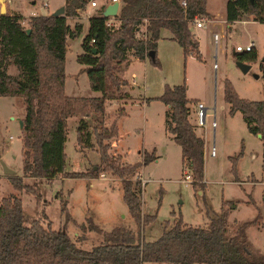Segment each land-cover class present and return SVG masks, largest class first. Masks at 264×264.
<instances>
[{"label": "trees", "instance_id": "trees-1", "mask_svg": "<svg viewBox=\"0 0 264 264\" xmlns=\"http://www.w3.org/2000/svg\"><path fill=\"white\" fill-rule=\"evenodd\" d=\"M119 0L114 18L117 23L105 24L108 17L98 13L87 18V29L82 36L81 52L76 61L84 65L89 87L99 91L96 96H71L64 93V52L66 37L80 32L81 24L69 29L66 17L76 15L86 0H64L63 13L22 15L0 14V95L19 96L23 103L21 116V175L14 172L7 179L16 190L39 193L31 179H50L53 176L92 177L102 171L121 180L122 200L134 223V228L116 225L101 231V239L88 248L80 246L61 228H52L49 221L22 215L20 198L10 193L0 198V264H141L144 261L160 264H264V251L255 248L245 233L253 219L236 221L228 228V208L231 200H222L218 211H206L205 225H190L175 216L163 221L157 237L146 240L144 227L155 218V212L142 213L139 201L137 175L142 164L154 158L153 151H143L134 162L120 160L108 152L109 140L116 135L114 121L89 128L85 117L91 113L103 115L107 98L122 97L120 85L126 83L118 72L128 57L147 58L158 64L155 55L160 30L166 29L169 38L182 49L183 55L200 58L198 43L191 31L194 16L208 15L206 0ZM252 15L264 20V0H224L227 24ZM143 25L141 35L139 26ZM92 39V40H91ZM153 50V57L148 56ZM255 51L234 52L236 60L250 62ZM13 64L16 74H9ZM264 70V63L260 62ZM184 81L163 83L157 99L167 105L164 129L180 149L181 160L186 162L192 188L203 190V137L196 134L188 119V98ZM147 98V99H148ZM222 99L228 104L227 113L238 110L247 130L264 139V98L239 97L229 79H222ZM120 114V111L117 113ZM78 115L75 142L83 147L95 145L99 163L87 171H64L63 145L66 139V119ZM101 120V119H100ZM93 138V141L91 140ZM240 152L231 156L230 170ZM35 182V181H34ZM60 211H65L64 204ZM67 215V213H66ZM69 216L67 215V220ZM89 225L77 223L79 229L99 231L89 218ZM82 237L78 235L77 238Z\"/></svg>", "mask_w": 264, "mask_h": 264}, {"label": "rangeland", "instance_id": "rangeland-1", "mask_svg": "<svg viewBox=\"0 0 264 264\" xmlns=\"http://www.w3.org/2000/svg\"><path fill=\"white\" fill-rule=\"evenodd\" d=\"M95 1L96 7L90 6L89 0H86L75 16L66 17V23L71 30L75 24H81L77 35L66 37L63 88L67 95H99V91L89 87L86 73L82 70L84 65L76 61V55L82 51L80 42L86 32L88 16L98 13L103 4L113 0ZM63 3L64 0H5L4 13L22 15L21 24L27 26L28 16L51 13ZM205 7L211 13L207 15L209 21H205L201 27H195L193 22L191 23V31L198 42L199 59L191 54L184 56L181 47L175 41L159 37L155 48L158 64L150 62L147 58L144 62L134 60L125 72L126 76L131 72L135 74L134 89L137 94L133 98H148L160 94L163 83L177 84L184 81L185 94L189 99L188 119L190 118L195 126L193 98L198 97L207 100L210 106L213 104L217 123L213 135L209 126L211 114H206L203 127L195 126L199 134L204 137L206 151L203 165L204 187L199 191L192 188L189 181L185 182L181 179L184 171L189 173L190 170L187 163L181 160L178 144L164 129V107L167 108V105L157 99L149 103L146 109L152 113L154 119L152 123H147L143 131L139 129L140 110L136 106L131 105L129 111L126 108L129 115L124 114L116 121L119 132L124 133V140L120 143L118 152L113 147V138L116 135L112 137L108 148L110 154L119 155L122 161H138L143 152L142 148L140 155L137 152L141 144L148 152L153 151L154 154L153 159L139 168V174L145 183L141 184L138 175L131 177L132 181L138 179L139 187L142 186V190L139 188L141 191L138 193L142 212H155V218L144 227L142 232L146 240L159 235L161 224L171 217L170 211L175 216H180L186 224L203 226L208 220L206 211H218L222 200L236 203V208L232 209L228 216L229 230L233 227L232 218L247 220L254 217V222L257 224L264 222V139L247 130L238 110L229 115L228 104L222 99L224 77L229 79L239 97L255 100L264 98V70L260 67L264 50V20L254 19L249 15L247 18L234 20L226 25L224 0H206ZM112 19L113 23H117L116 18ZM143 30V25H140L137 34L141 35ZM166 31L162 29L161 34ZM212 32L218 33L215 46L211 37ZM249 41L252 42L256 56L254 60L244 62L248 64V68L242 71L234 57V52L241 51H234V46ZM130 58L131 56L128 60ZM124 67L125 65L122 69ZM7 72L16 74L17 70L13 64H9ZM119 92L125 91L122 92L119 88ZM113 98H117V102L120 103L122 97ZM111 100L112 98L105 100L104 105L107 110H104L103 115L91 113L85 117L90 129L94 125L98 127L100 121L109 124L123 109L119 105L108 108L112 105ZM23 107L19 96L0 95V198L14 191L7 179L8 174L12 173H4L2 163L13 169L15 174L21 175L18 119L23 114ZM211 111L212 109H207L206 112L212 113ZM159 114H162L161 122L158 119ZM78 117V115H70L66 119L63 167L69 171H87L99 163V154L95 145L83 147L75 143ZM219 128H222V131ZM91 140L93 141L92 137ZM149 144H153L154 150ZM211 144L215 146L213 156L208 153ZM238 152L240 154L233 172L230 170V157ZM23 179L27 183H35L39 193L38 197L23 190L13 193L20 198L23 218L26 221L31 218L49 221L52 228L64 229L70 238L84 248L97 243L101 239L103 230L116 225L134 228L133 220L121 197V180L110 175L109 171H102L98 176L92 177L55 176L47 180L24 176ZM252 180L253 182H249ZM62 203L65 207L63 212L60 211ZM66 213L69 216L68 220ZM86 218H89L99 231L86 230L82 233L77 223L83 222L88 226L89 222L85 220ZM261 230L264 232V227ZM78 235L82 237L77 238ZM141 264L160 263L144 261Z\"/></svg>", "mask_w": 264, "mask_h": 264}, {"label": "crops", "instance_id": "crops-1", "mask_svg": "<svg viewBox=\"0 0 264 264\" xmlns=\"http://www.w3.org/2000/svg\"><path fill=\"white\" fill-rule=\"evenodd\" d=\"M4 8H5V2H4ZM206 8V7H205ZM207 10V9H206ZM78 12V11H77ZM207 12L209 13V14H211L208 10H207ZM7 13V12H6ZM83 25V24H82ZM226 25H229V24H227L226 23ZM87 29V28H86ZM159 37H161L162 39H165V40H168V41H174L173 39H171V38H169V33H168V31H166L164 34H161V30H160V36ZM158 37V38H159ZM212 37V36H211ZM197 40V39H196ZM157 41V40H156ZM198 43V42H197ZM155 48H156V45H155ZM146 59V58H145ZM145 59H143V60H139V59H137V58H135V57H131L130 58V60H128L127 61V63H126V65H125V67L122 69V72L119 74V76L122 78V79H125V81H126V83L125 84H123V85H120V90H122V92L123 91H125V92H123L122 93V98H120V103H118L117 102V98H112V105H110L108 108H114V107H116L117 105H119V107H122L123 109L122 110H120V114H117V115H115V117L113 118V120L112 121H114V123H115V125H116V121L118 120V118L119 117H121L122 115H124V114H126V115H129V113H127V109H128V111L131 109V105H133V106H136V108H139V124H140V128L139 129H141V131H143V129L145 128V126L147 125V123L148 122H151L152 123V121H153V119L154 118H152V113L151 112H148L147 111V107L149 106V103L152 101V100H156V99H151V100H149V99H147V97H142V98H133V97H135L136 96V94H137V92H136V90L134 89V84H135V74L133 73V72H131L130 74H129V76H126L125 75V72H126V70L128 69V67L130 66V64L134 61V60H136V61H138V62H144L145 61ZM125 87H129L127 90H125L124 88ZM157 95H159V94H157ZM157 95H154V96H157ZM138 97V96H137ZM150 97H152V96H150ZM188 98V97H187ZM194 99V101H200V102H202L203 103V105H204V107H205V112L207 111V109H212V113L211 114H213V117H214V119H215V116H214V106H213V104L210 106L209 104H208V102H207V100H205V99H201V98H193ZM106 102H104V104H105ZM128 105V107H126ZM127 108V109H126ZM161 109V108H160ZM164 109L166 110L167 108H166V106L164 107ZM104 110H107V107H105V105H104ZM162 110V109H161ZM161 110H160V112H161ZM165 110H164V112H165ZM194 110H195V107H194ZM206 113H210V112H206ZM234 113V112H233ZM189 115V114H188ZM209 115V114H208ZM155 116H157V115H155ZM211 116V115H210ZM10 118H11V116H10ZM159 121L162 119V114H159ZM189 121L191 122V124H192V126H193V130H194V132L196 133V134H199V131H197L196 130V127L194 126V123L192 122V120L189 118ZM161 122V121H160ZM215 122H216V120H215ZM216 125H217V123L215 124V126L214 127H211L210 125V127H211V129H210V132L212 133V135H213V133H215V127H216ZM161 128H162V125H161ZM198 128V127H197ZM116 129H117V132H116V137H114L113 139H114V142H113V147L115 148V149H117V151L119 152V149H120V143L122 142V140H124V133L122 134V133H120L119 132V130H118V127L116 126ZM220 129V131H222V128H219ZM162 130V129H161ZM125 131V130H124ZM76 143V142H75ZM142 145V144H141ZM139 146V148H137V152H138V154L140 155V153H141V148H142V150L144 151H148L145 147H143V146ZM149 146H151L150 148L151 149H153L154 150V146H153V144L151 145V144H149ZM149 146H147V147H149ZM202 156H203V165H204V161H205V156H206V151H205V142H204V137H203V147H202ZM140 157H141V155H140ZM63 170L64 171H69V170H66V168L64 169V167H63ZM137 178L139 179H142V177H141V175L139 174V170H138V173H137ZM55 176H53L52 178H50V179H47V180H51V179H53ZM56 177H58V178H62V176L61 175H56ZM99 177H101V178H103V176H99ZM105 177V176H104ZM253 179V178H252ZM249 182H253V180L252 181H249ZM13 188V187H12ZM141 188V190H142V186L140 187ZM14 189V188H13ZM140 190V191H141ZM16 191H18V190H16V189H14V191H13V193H16ZM139 201H140V210H141V199L139 198ZM232 203L230 204V205H228L227 206V208H228V216L230 215V213H231V210L232 209H235L236 208V203L235 202H233V201H231ZM141 212H142V210H141ZM142 213H144V212H142ZM228 216H227V220H229L228 219ZM172 218L173 217H170L169 218V221L171 222L172 221ZM254 218V217H253ZM252 219V218H251ZM232 220H236V221H242V220H237V219H235V218H232ZM248 220V219H247ZM162 225H163V223L161 224V227H162ZM264 227V222H262L261 224L260 223H256V222H253V223H250V224H248L246 227H245V233H246V236H247V238L250 240V242L252 243V245L255 247V248H257V249H259L260 251H264V244H262V242L264 241V232L261 230L262 228ZM161 229V228H160ZM193 264H195V263H193Z\"/></svg>", "mask_w": 264, "mask_h": 264}, {"label": "built area", "instance_id": "built-area-1", "mask_svg": "<svg viewBox=\"0 0 264 264\" xmlns=\"http://www.w3.org/2000/svg\"><path fill=\"white\" fill-rule=\"evenodd\" d=\"M3 1L5 2V0H3ZM117 1H118V0H117ZM109 3H110V2H109ZM118 3H119V1H118ZM88 4H89L90 6H93V7H96V6H97V3H96L95 0H89ZM106 4H107V3L103 4V5L99 8L100 11H101L102 7L105 6ZM181 4L184 5V1H183V0H181ZM44 5H45V4H44ZM118 6H119V4H118ZM117 10H118V9H117ZM99 15H101V12H100ZM113 17H114V15L108 17V18L106 19V21H105V24H107V25L112 24V20H113L112 18H113ZM205 21H209L207 15H200V16L197 15V16H194V17L192 18V22H193V25H194L195 27H201ZM21 22H22V21L20 20V23H21ZM91 40H92V39H91ZM217 40H218V33H217V32H212V41H213V43H214V46L216 45ZM251 48H252V42L249 41V42L244 43L243 45L236 44V45L234 46V51H248V50H250ZM194 104H195V110H194V111H195V116H194V122H195V125H196L197 127H203V126H204V123H205V116H206V114H207V113L205 112V107H204L203 103L200 102V101H195ZM209 114H211V113H209ZM211 116H212V117H211V119H210V121H209V125H210L211 127H214L215 124H216V122H215V119H214V117H213V114H211ZM202 135H203V133H202ZM202 137H203V136H202ZM208 153H209V155H211V156L215 155V146H214L213 144L210 145V147H209V149H208ZM181 179L184 180L185 182L190 181V179H191V175H190V173L184 171L183 177H182ZM143 183H145V180L142 178V179H141V184H143Z\"/></svg>", "mask_w": 264, "mask_h": 264}, {"label": "water", "instance_id": "water-1", "mask_svg": "<svg viewBox=\"0 0 264 264\" xmlns=\"http://www.w3.org/2000/svg\"><path fill=\"white\" fill-rule=\"evenodd\" d=\"M118 4L119 3L117 0H113L110 3H107L101 9V16L108 17V16L115 15L117 13ZM4 12H5L4 1L0 0V14H2ZM62 13H63V5H60L59 7H57L56 9H54L52 11L53 15L62 14ZM153 54H154L153 50H148V56L150 58L153 57ZM261 61L264 63V50H263V55L261 57ZM236 64L242 71H245L248 68V64H245L242 61L236 60ZM21 124H22L21 119H18V126L21 127ZM257 136H260V134L257 133ZM2 169H3L4 173H13L14 172L13 169L6 167L3 163H2Z\"/></svg>", "mask_w": 264, "mask_h": 264}]
</instances>
